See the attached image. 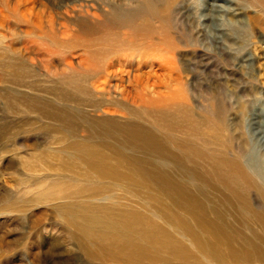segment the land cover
Listing matches in <instances>:
<instances>
[{
    "label": "rangeland",
    "instance_id": "1",
    "mask_svg": "<svg viewBox=\"0 0 264 264\" xmlns=\"http://www.w3.org/2000/svg\"><path fill=\"white\" fill-rule=\"evenodd\" d=\"M25 1L17 7L15 0H0L5 17L0 23V264H185L184 257L157 251L130 257L110 243L92 246L67 219L73 214L106 213L110 219L137 213L167 228L195 253L186 235L208 241L213 236L180 210L188 197L200 208L196 214L202 222L221 231L220 241L213 243L237 256L228 263L262 264L264 182L246 161L251 157L264 166V9L256 7L264 0ZM25 9L32 10L30 17H23ZM112 11H128L136 17L135 25L156 32L157 43L169 40L174 47L177 76L169 90L178 92L184 104L176 122L164 120L163 110L147 115L137 109L135 94L128 100L116 88L112 68H107L108 77L86 72L90 65L99 71L104 67L91 58L94 44L85 42L103 48L106 42L126 40L130 31L107 25L106 38L79 34L76 43L68 42L81 20L94 22L92 13L103 20ZM254 17L263 27L248 26ZM44 44L56 55L45 56ZM69 54L74 72L62 66ZM80 56L82 69L77 68ZM167 74L166 69L157 72V93L168 92ZM106 111L124 119L98 120ZM74 143L119 149L144 179L123 185L107 179L88 187L94 175L70 157L76 154L73 146L68 154L65 150ZM52 190L65 194L49 195ZM161 217L190 227L172 230Z\"/></svg>",
    "mask_w": 264,
    "mask_h": 264
},
{
    "label": "bare ground",
    "instance_id": "2",
    "mask_svg": "<svg viewBox=\"0 0 264 264\" xmlns=\"http://www.w3.org/2000/svg\"><path fill=\"white\" fill-rule=\"evenodd\" d=\"M15 1H16L17 7L20 5L27 4V1H25V0H15ZM260 1H263V0H260ZM263 3H264V1H263ZM259 5L260 6H256V7H258L262 11V9H264V4H259ZM146 8H147V5H146ZM260 10H256V11L261 12ZM31 11H32L31 9H25L23 12V14H24L23 17L24 18L30 17V15L32 13ZM127 12L124 11V13H123L121 11H112V13L108 14V16H105V17L103 16L104 17L103 20H100L99 17H97V15L95 13H92L89 17H91L95 21L91 22L89 20L88 21L87 20H81L79 22V24L77 25L79 27V29H77V32H78L77 35H73L72 37L69 36V38H71V39L68 42H75L76 43V41L80 40L79 34H84V36L89 35L91 38L93 35L94 36L99 35L102 37L105 36V38H106L108 32L106 33L105 28H107V25H113L115 27H118L117 29H124V30L126 29V30L130 31L131 35L128 34L129 38H127L126 40L115 41L110 45H109V42H106V44L108 43V45L104 46L105 48L104 47L103 48H97V42L92 43L94 41H92V40L88 41L87 40L88 42H85L86 44H88V45L94 44V45H92L93 46L92 48H94V49H90V50H92V52L90 54V55H92L91 58L94 59V62H97L98 60L102 61L103 62L102 67H104V69L99 71V68H95V66L90 65V68H88V70H86V72H91V73L93 72L97 76L104 72V75H105L104 77H106L107 75H109V71H107V68H109V70H110V68H112V71H111L112 75L117 77L116 79L118 80V82H117L118 84H116V88H119V89L121 88L120 92L128 100H129V98H131V96L134 93L135 98H136V102L134 100V103H132V104H134L137 107V109H139L140 111L149 115V113H152L153 111H155L154 109L157 108L156 110H158V111L163 110L162 112H164L163 115L165 116L164 120L169 118L171 121L176 122L177 114L181 115L183 113V112H181L182 111L181 109H183V108H180L179 106L184 105L181 102L182 99L179 97L178 92L176 93V91L173 88L172 89L174 91L169 90V87L171 86L170 83H172L173 81H176L177 69H176L175 63H176L177 53L174 52L175 49L170 44V42H168L169 40L167 41V40L160 39L161 42L157 43L155 40L156 39L158 40V38L156 37V32L153 29L149 28L148 26H144V25L143 26L142 25H135V22L137 21L136 17L130 15V13H127ZM19 14H18V16H19ZM0 16H1L0 23H3L4 22L3 20L5 19V17H3L1 15V13H0ZM27 20H24V21H27ZM247 24L249 27H252L253 29H254V27H258V28L263 27V24L262 25L260 23L258 24V17H254L252 19L249 18ZM5 25H6V23H5ZM159 26L161 27V24ZM145 27H147V28H145ZM109 29H111V28H109ZM63 32H62V34H63ZM67 38H68V36H67ZM67 38L65 40H62V41L67 42V40H68ZM86 39H88V38H86ZM86 39H84L83 41H85ZM42 46L44 49V55L45 56L56 55L57 52L53 51L49 45L44 44ZM90 47L91 46H89V48ZM89 48L86 51V52H88V55L90 53V51H88ZM60 49H61V47H60ZM119 51L121 53V56H119V54H117ZM83 56H85V55H83ZM87 57H89V56H87ZM114 58H116L115 64L113 62ZM73 59H74L73 54L66 55L63 58L62 66L64 67L63 69H65V71L74 72V70H76V68L74 67V62H73L74 60ZM134 59L136 60L135 62H133ZM80 60H81L80 62L78 61L79 63L77 64L78 65L77 68L82 69L85 66L84 65L85 62H84V59L82 57L80 58ZM162 69H166L168 71L167 77L169 79V84L166 86V89H165V90H168V92L165 94L157 93L155 90V89H157L156 86H157L158 81H159L158 80L159 78H157V76H158L157 72L162 70ZM96 78L98 79V77H96ZM84 79H86V78L84 77ZM151 88H152V91H150ZM127 89H129L130 91ZM153 95H156V97L155 96L153 97ZM173 106H175V107L177 106L176 109H174V111L164 110V109H171ZM118 118L124 119L121 116H119ZM118 118H115V117H112V115H109L108 111L102 112L101 116L97 117L98 120L101 119V121H106V122L113 120V119H118ZM169 119H167V120H169ZM130 122H131V120H130ZM132 126H133V124H132ZM211 126H212V124H211ZM123 128H125V127L122 126V129ZM220 131H221V129H220ZM139 133H137V134H139ZM221 134H222V132H221ZM145 136H146V134H145ZM217 136H215V137H217ZM128 137H130V140L132 138H134L133 135H128ZM200 141H201V139H200ZM219 141H221V140H219ZM72 146H73L74 150H73V148H70ZM108 146L109 145L107 143H99V144L95 143L94 145H89V144H85V143H74L73 145H69L70 149L65 148V150L67 151V154L69 152H71V151H69L71 149L74 152H76L75 155H71L70 157H73V158L76 157L78 161L82 162L80 164H83L86 167V169L90 170L91 173L94 175L93 180H92V178H90V180H89L90 183H88V187H90L94 183L100 184L102 181H105V180L107 181V179L116 181L117 183H120L123 185V184H126V182H132V181L137 182L139 180V178H143V176L141 177L140 174H138V167H136V165L134 163L129 162V159L126 156L121 155V153L119 152V149L109 150ZM58 156H60V155H58ZM195 156H196V154H195ZM211 156H212V154H211ZM247 159L248 160L246 162L249 165V169L256 174L255 176H258L264 182V166H262L263 164L262 163H261L262 165L258 164V162H255V160L251 159V157H248ZM196 161H197V159H196ZM225 165H226V163H225ZM241 178H243V177H241ZM149 180H151V179H149ZM92 181H94V182H92ZM149 182H151V181H149ZM227 189H228V187H227ZM60 193L62 195L65 194L62 191L58 192V190H54V191L52 190V193H50L49 195L55 196V195H58ZM174 194L176 196L177 195L179 196V193H177L175 191H174ZM170 195L173 197V193ZM167 197H170V196L168 195ZM66 198L70 199L68 196H66ZM174 198H176V197H174ZM188 198L186 201H184L186 206L180 210L182 212L184 211L183 213H185V215H187L193 223H197V225H199V226L201 225L200 227L203 228V231L205 232V234H207L209 236H213L208 241V240L204 239V237L197 240L190 235L188 237L186 235V238H187L186 240H188L190 243L193 244V246L195 248V253H193L191 251L188 252V250L186 248H184V243L181 240H177L175 238H172L169 234L170 232L168 230H166L167 228H164L161 224H159L153 220H149L147 218L144 219L143 217H141V215H138L137 213H134L129 217H121V218L115 217V215H111L112 216L111 218H113V219H111V218L107 219L106 213L105 214L101 213V214H96V215L93 213H90L89 216L88 215L78 216V215L73 214V216H71V218L69 217L70 219H67V221L70 224H73V226L77 225L76 226L77 230L73 229V231L76 233H80L81 236L83 237L85 243H87V244H91V243H95V242L96 243L97 242L110 243L112 248H114V250H116L117 252L122 253V255L126 254L130 257H132V256L136 257V256H140V254H143V253H146L145 255H147L148 253L153 254V253H155V251H157V252H159V254H163V256L178 257L181 259L184 257L185 258V264H192L193 262H194L193 264H195V262H197L198 264H201V263H199L200 259H202L204 261L213 262L214 264H221V263L230 264V263H228L229 262L228 259L231 260L237 256L233 253V251H231L229 249L226 251H228L230 253H228V254L224 253V251H221L220 248L217 247V245H215L213 243V240H214V242L220 241L219 238H221L220 237L221 231H219V229L216 225H215L216 227H212V226L209 227L205 221L202 222L203 217L202 218L198 217V215H200V213L198 215L196 214V210H199L200 208H198L195 205L193 200H190L192 198H190V197H188ZM180 201H181V199H180ZM66 205L70 206L71 203H68V204L66 203ZM66 207L64 206L62 208L66 209ZM78 212H76V213H78ZM70 213H73V212H70ZM158 214H161V213L159 212ZM161 215H163V214H161ZM254 217H256V216H254ZM64 220H66V219H64ZM161 220H162L163 225L171 227L172 230L174 229L176 231L178 230L181 232L182 231L187 232V226H189V223H188V225L185 224L186 226H181L179 224L176 225L175 223L169 221L168 219H165L164 217H161ZM259 223H260V221H259ZM206 226H208V227H206ZM105 229H107V232L104 231ZM222 229H223V227H222ZM262 231H264V229ZM140 243H143V244H140ZM92 246H94V245H92ZM185 252H188L190 255L185 253ZM152 257L154 258V256H152ZM152 257H150V258H152ZM238 261H240V258L238 259ZM259 262L261 263L262 261H259ZM262 264H264V262H262Z\"/></svg>",
    "mask_w": 264,
    "mask_h": 264
}]
</instances>
